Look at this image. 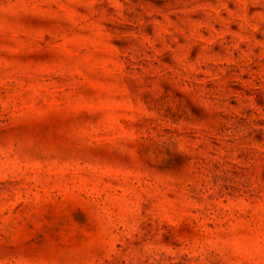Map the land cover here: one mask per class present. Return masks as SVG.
Segmentation results:
<instances>
[{
    "label": "rangeland",
    "instance_id": "obj_1",
    "mask_svg": "<svg viewBox=\"0 0 264 264\" xmlns=\"http://www.w3.org/2000/svg\"><path fill=\"white\" fill-rule=\"evenodd\" d=\"M0 264H264V0H0Z\"/></svg>",
    "mask_w": 264,
    "mask_h": 264
}]
</instances>
